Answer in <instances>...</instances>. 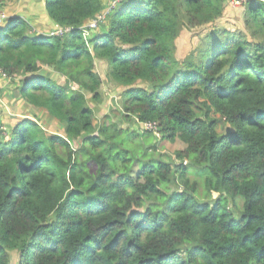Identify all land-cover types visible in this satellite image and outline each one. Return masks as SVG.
Here are the masks:
<instances>
[{
  "label": "trees",
  "instance_id": "trees-1",
  "mask_svg": "<svg viewBox=\"0 0 264 264\" xmlns=\"http://www.w3.org/2000/svg\"><path fill=\"white\" fill-rule=\"evenodd\" d=\"M109 3L46 0L62 36L0 26V75L64 128L8 133L0 118V264H264V3L250 2L248 37L217 25L223 0H122L85 40ZM183 25L214 27L179 60ZM97 60L124 119L156 130L96 126ZM177 141L169 162L159 149Z\"/></svg>",
  "mask_w": 264,
  "mask_h": 264
},
{
  "label": "rangeland",
  "instance_id": "rangeland-1",
  "mask_svg": "<svg viewBox=\"0 0 264 264\" xmlns=\"http://www.w3.org/2000/svg\"><path fill=\"white\" fill-rule=\"evenodd\" d=\"M21 1L22 0L10 1L12 4L10 11L11 15L25 11ZM43 2L44 1L42 0H38L39 5H42ZM236 9H238L236 15L238 23H232V27H240L242 32L250 37L252 32L249 30L246 31L244 29V20L245 15L247 14L246 11L250 10V6L247 7V9ZM234 21H236V19H234ZM217 25L221 28H224L222 20L218 22ZM211 27L213 28L214 26H206L190 30L183 25L181 27V34L177 39L178 42L176 41V48L178 45L180 49L179 51L176 50V57L179 60H183L184 58L193 55L201 47L200 43L202 39L206 37L205 35L210 31ZM180 40L181 42L179 43ZM97 68L101 74V77L103 78V81H105V83L103 82L104 87L102 85L101 89L102 100L100 102H93L91 95L87 94L88 103L95 113L96 126H101L104 122H106L109 126L116 124L123 129L129 128L142 130V125L139 124V122H137L135 119L128 122L124 119V112L122 110L123 90L122 88L118 87L117 84L108 81L109 77L107 78V76H109L110 71L108 65L106 64V66L103 67L98 64ZM54 78L58 83H63V81L58 77ZM18 83V81H6L3 76L0 75V118L3 122V126L7 129L6 131L10 133L11 129L19 121L30 119L39 122L48 134L60 135L64 137L63 126H61L55 119L49 116L46 111L34 109L20 100L18 97L20 83ZM139 86L145 87L143 84H139ZM108 91L112 92L113 95L115 94L116 97L114 96L115 98L111 99L109 95H106V92ZM69 142L75 148L79 146V143L75 140H69ZM182 147L183 146L179 141L174 144L166 142L160 147L159 153L165 159L167 158V161L178 163L176 161L175 151L181 149ZM203 191L204 187L202 186L199 189L200 195H203ZM243 208L244 202L241 198H238L237 203L234 206H231V210L237 214H239ZM17 263V258L15 257L14 264Z\"/></svg>",
  "mask_w": 264,
  "mask_h": 264
},
{
  "label": "crops",
  "instance_id": "crops-1",
  "mask_svg": "<svg viewBox=\"0 0 264 264\" xmlns=\"http://www.w3.org/2000/svg\"><path fill=\"white\" fill-rule=\"evenodd\" d=\"M42 1H44L42 3V5H39L38 0H22L21 3L23 5L25 11H21L20 13H16V14H12V15L10 14L12 4L10 3V1H8L6 3V6L4 7V9L1 10V13L6 17L5 23L10 21L12 18L21 17L24 20L28 21L34 27V31L36 33L51 36L53 32L58 31L60 28L58 25L54 24L50 20V18L47 15L46 7H45L46 0H42ZM109 1H111V0H104V3L107 4ZM253 1H260V2L264 3V0H253ZM237 10L238 9H236V8L225 7L223 17L219 20V22L222 20L224 27L231 30V31L241 29L240 27H238V28L232 27V23H234V24L238 23V19L236 17ZM234 19H236V21H234ZM180 42H181V40L179 41V43ZM179 50H180L179 46L177 45V51H179ZM98 64L103 66V67H105L106 64L104 61H100V60L96 61V67L95 68H96V71L101 76V74L97 68ZM108 77L109 76H107V78ZM102 81H103V78H102ZM108 81L112 82V81H110V77L108 78ZM103 82L105 83V81H103ZM104 83L102 84L103 87H104ZM120 88H122V87H120ZM106 95H109L110 98H113L115 96V94L113 95L112 92H109V91L106 92ZM15 257L17 258V255L12 254V258H14L13 264H14Z\"/></svg>",
  "mask_w": 264,
  "mask_h": 264
},
{
  "label": "built area",
  "instance_id": "built-area-1",
  "mask_svg": "<svg viewBox=\"0 0 264 264\" xmlns=\"http://www.w3.org/2000/svg\"><path fill=\"white\" fill-rule=\"evenodd\" d=\"M122 0H112L109 4V8L102 12L101 14L97 15V17L93 18V20L84 25L82 27L83 31V37L85 40H87L89 35L91 34V31L95 32L98 31V29L104 24L105 19L109 12L114 9ZM225 7H232V8H241V9H247V7L250 6L251 0H223ZM6 17L1 13L0 11V26H4ZM70 31V29H59L56 32H53L52 35L62 36L65 32ZM115 98V97H113ZM138 122V121H137ZM142 125L144 129L148 130H156L155 126L153 124L149 123H139Z\"/></svg>",
  "mask_w": 264,
  "mask_h": 264
},
{
  "label": "clouds",
  "instance_id": "clouds-1",
  "mask_svg": "<svg viewBox=\"0 0 264 264\" xmlns=\"http://www.w3.org/2000/svg\"><path fill=\"white\" fill-rule=\"evenodd\" d=\"M6 24H7V23H6ZM6 24H5V25H6ZM5 25H4V26H5Z\"/></svg>",
  "mask_w": 264,
  "mask_h": 264
}]
</instances>
